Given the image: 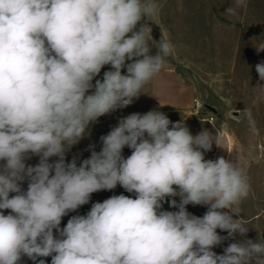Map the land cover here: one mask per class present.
<instances>
[{"label": "clouds", "instance_id": "1", "mask_svg": "<svg viewBox=\"0 0 264 264\" xmlns=\"http://www.w3.org/2000/svg\"><path fill=\"white\" fill-rule=\"evenodd\" d=\"M244 6L234 0L225 13ZM158 12L156 0H0V264L23 256L34 264L49 256L51 264H264L256 240L212 250L249 231L240 204L251 184L236 162L205 159L218 146L209 131L193 135L183 120L156 110L132 113L100 137L99 152L90 145L79 166L75 157L66 162L92 123L131 105L164 69L173 46L160 39L151 55L146 22ZM105 65L111 70L93 84ZM255 70L264 81V62ZM32 156L39 163L26 165ZM118 184L136 197L96 202L60 228L91 194ZM176 196L179 204L170 205L178 211L161 210ZM189 204L207 211L197 217Z\"/></svg>", "mask_w": 264, "mask_h": 264}, {"label": "rangeland", "instance_id": "2", "mask_svg": "<svg viewBox=\"0 0 264 264\" xmlns=\"http://www.w3.org/2000/svg\"><path fill=\"white\" fill-rule=\"evenodd\" d=\"M156 2L159 12L146 22L152 29L154 46H151V55L157 53L155 42L160 39L170 41L173 46L164 69L142 89L141 95L131 105L101 116L92 123L89 134L66 153V162L75 157L79 166L82 160L90 157V145L99 152L102 148L100 137L108 134L121 118L129 114L156 110L165 113L172 122L183 120L193 135L207 130L218 141L219 147L213 144L211 150L204 153L206 160L224 157L236 162L246 169L251 184L249 196L240 204V217L249 231L246 236L236 234L223 240L212 250L223 254L230 243L244 239L264 243V81L259 79L255 70L256 64L264 62V51L257 52L256 49L264 43V0H246V6L238 9L234 16L225 13L234 0ZM109 70L111 66L105 65L92 83L102 80L104 72ZM122 74H127L126 67ZM92 91L94 89L88 94ZM194 99L202 103V108L195 105ZM211 111L220 121L227 123V139H219L206 121ZM249 119L255 122L254 127L249 124ZM131 151L125 147L122 155L127 158ZM56 159L52 157L49 162ZM3 163L0 161V165ZM25 163L35 166L39 157L32 156ZM27 186L25 180L21 187L26 191ZM121 194L136 197L134 192H127L119 184L113 190L95 192L87 204L62 218L60 228L66 226L72 216L86 215L94 203ZM172 199L179 204V196L168 197L161 210L178 211V208L171 207ZM186 208L197 217H202L207 211V206L189 204ZM2 211L5 215L10 212ZM217 232L222 237L228 235L219 229ZM54 236L59 238L55 230ZM40 259L51 264V256L38 257L36 264ZM19 264L34 262L23 256Z\"/></svg>", "mask_w": 264, "mask_h": 264}, {"label": "built area", "instance_id": "3", "mask_svg": "<svg viewBox=\"0 0 264 264\" xmlns=\"http://www.w3.org/2000/svg\"><path fill=\"white\" fill-rule=\"evenodd\" d=\"M194 102L198 108H202V103L198 99H194ZM206 121L214 128L219 139L228 138V125L225 121H220L215 112H209Z\"/></svg>", "mask_w": 264, "mask_h": 264}, {"label": "trees", "instance_id": "4", "mask_svg": "<svg viewBox=\"0 0 264 264\" xmlns=\"http://www.w3.org/2000/svg\"><path fill=\"white\" fill-rule=\"evenodd\" d=\"M46 258V257H45Z\"/></svg>", "mask_w": 264, "mask_h": 264}]
</instances>
